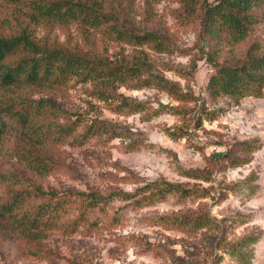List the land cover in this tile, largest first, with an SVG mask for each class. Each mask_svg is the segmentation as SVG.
Here are the masks:
<instances>
[{
	"label": "rangeland",
	"instance_id": "obj_1",
	"mask_svg": "<svg viewBox=\"0 0 264 264\" xmlns=\"http://www.w3.org/2000/svg\"><path fill=\"white\" fill-rule=\"evenodd\" d=\"M81 1L135 34L154 31L167 51L116 41L104 27L31 23L0 0V36L25 30L46 49L112 64L145 62L139 76L114 88L72 79L1 92L0 109L24 102L45 108L33 119L40 130L64 123L61 111L78 126L72 137L51 142L4 118L0 204L39 188L61 209L50 228L26 230L1 219L0 264H264V86L260 97L211 98L206 92L213 60L237 65L253 44L264 46V6L252 10L256 23L243 41L216 44L201 34L197 12L187 14L181 0ZM156 78L171 92L157 87ZM87 126L119 135L82 141L77 136ZM22 152L48 170L29 168ZM164 182L187 193L158 197L153 184ZM89 192L134 197L90 209L80 196ZM42 202L27 197L16 217Z\"/></svg>",
	"mask_w": 264,
	"mask_h": 264
},
{
	"label": "trees",
	"instance_id": "obj_2",
	"mask_svg": "<svg viewBox=\"0 0 264 264\" xmlns=\"http://www.w3.org/2000/svg\"><path fill=\"white\" fill-rule=\"evenodd\" d=\"M145 1L156 3L163 0ZM6 2L22 10L31 23L63 26L77 23L91 29L104 27L114 35L116 41L136 47L148 46L158 53L167 51L163 39L154 31L135 34L120 27L111 13L93 9L91 5L81 0H6ZM181 3L187 14L197 12L201 34L216 44H219L224 38L229 39L232 43L243 41L250 33L252 25L256 23V17L252 14V10L264 6V0H212L211 2L208 0H181ZM99 7H101L100 4ZM28 35L29 33L22 30L18 35L0 36V94L2 91L14 87L58 86L72 79L83 83L97 82L107 88H114L127 79L139 76L144 70L143 59L129 64L93 61L59 49H46L35 44ZM213 61L214 71L206 82V92L211 98L219 96L231 99L260 97L264 86V46L258 43L253 44L247 51L246 59L237 65H218ZM156 79L157 87L169 89L163 79ZM143 83L149 85V80H144ZM169 91L171 92L170 89ZM100 99L105 100L101 96ZM46 104L50 106V109L55 108L51 102ZM13 105L0 109V143L7 127L5 117L13 120L16 125L29 133L36 134V137H40L39 139L42 141L61 142L72 137L77 131L78 122L71 121L64 111H61L65 115L62 117L65 119L64 123L48 124L44 130H40L42 126L33 119L42 116L46 111L45 108L41 107L39 103L33 102ZM55 114L54 112L53 116ZM102 135L115 138L119 134L106 128L87 126L77 137L85 141ZM19 157L29 168L36 171L39 169L48 170L47 164L32 157L29 153L22 152ZM155 186L153 184V191H156L158 197L173 191L187 193V190L180 189L178 185L168 182ZM80 196L90 209L98 207L99 204L106 205L115 198L130 200L134 197L133 194L121 192H111L105 196L89 192L88 194L81 193ZM27 197L42 199L43 202L32 211L21 214L17 218V211L23 206ZM138 201L135 200V202ZM52 202V194L39 188L17 192L10 201L0 204V220L10 218L13 223L21 225L26 230L53 227L58 219L61 205L59 202Z\"/></svg>",
	"mask_w": 264,
	"mask_h": 264
}]
</instances>
